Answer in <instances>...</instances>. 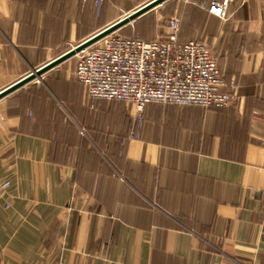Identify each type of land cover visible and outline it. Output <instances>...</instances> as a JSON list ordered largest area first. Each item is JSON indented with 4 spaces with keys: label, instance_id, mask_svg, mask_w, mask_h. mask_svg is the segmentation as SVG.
I'll return each mask as SVG.
<instances>
[{
    "label": "crops",
    "instance_id": "obj_1",
    "mask_svg": "<svg viewBox=\"0 0 264 264\" xmlns=\"http://www.w3.org/2000/svg\"><path fill=\"white\" fill-rule=\"evenodd\" d=\"M147 1L0 0V92ZM189 1L233 105L151 104L128 140L134 105L61 64L1 99L0 264H264V0Z\"/></svg>",
    "mask_w": 264,
    "mask_h": 264
},
{
    "label": "built area",
    "instance_id": "obj_2",
    "mask_svg": "<svg viewBox=\"0 0 264 264\" xmlns=\"http://www.w3.org/2000/svg\"><path fill=\"white\" fill-rule=\"evenodd\" d=\"M105 2L95 0L101 14ZM228 3L215 1L203 8L225 19ZM168 30L167 36L151 41L114 32L76 54L74 77L84 86L88 101L134 105L135 123L128 140L139 138L150 104L225 108L237 99V81L226 79L210 47L200 41L182 43L179 18H172ZM10 186L9 180L0 182V194ZM10 208L6 203L5 209Z\"/></svg>",
    "mask_w": 264,
    "mask_h": 264
},
{
    "label": "rangeland",
    "instance_id": "obj_3",
    "mask_svg": "<svg viewBox=\"0 0 264 264\" xmlns=\"http://www.w3.org/2000/svg\"><path fill=\"white\" fill-rule=\"evenodd\" d=\"M153 0H149L144 4L138 5L137 7H134L133 10L127 11L117 8L116 10L122 14L120 17L123 18L127 14H131L141 6L151 2ZM192 1L189 0H167L163 4L153 8L151 11H149L147 14L141 16L134 22L126 25L125 27L121 28L120 30L116 31L117 34L127 37H141L145 40H152L157 39L160 37H165L168 35V24L172 20V18H179L183 21L182 28L187 31L188 29V18L191 15L192 7L191 3ZM124 7H127V3L123 4ZM117 19V20H120ZM111 25V24H110ZM109 26V25H108ZM106 28V27H104ZM102 28L101 30H103ZM82 42V41H81ZM81 42H78L74 44L73 46H76L80 44ZM71 46L70 49L73 47ZM76 55L70 58L69 60L65 61L61 64L60 67H63L62 69L66 68L67 70L70 69L73 71V74L75 72L76 68ZM40 82H33V83H41ZM32 85V83H31Z\"/></svg>",
    "mask_w": 264,
    "mask_h": 264
},
{
    "label": "water",
    "instance_id": "obj_4",
    "mask_svg": "<svg viewBox=\"0 0 264 264\" xmlns=\"http://www.w3.org/2000/svg\"><path fill=\"white\" fill-rule=\"evenodd\" d=\"M167 0H153L131 14H127L125 17L121 18L120 20L116 21L115 23L109 25L108 27L104 28L103 30L99 31L92 37L88 38L87 40L81 42L77 46L71 48L66 53L58 57L57 59L47 63L46 65L34 69L32 72H30L25 77L21 78L19 81L14 83L13 85L9 86L8 88L4 89L0 92V100L7 97L8 95L12 94L13 92L25 87L26 85L33 83L36 80H41L43 76L54 69L55 67L59 66L60 64L64 63L65 61L69 60L73 56H75L80 51L92 46L93 44L97 43L101 39L111 35L112 33L120 30L121 28L125 27L126 25L134 22L141 16L147 14L149 11H151L153 8L163 4Z\"/></svg>",
    "mask_w": 264,
    "mask_h": 264
},
{
    "label": "trees",
    "instance_id": "obj_5",
    "mask_svg": "<svg viewBox=\"0 0 264 264\" xmlns=\"http://www.w3.org/2000/svg\"><path fill=\"white\" fill-rule=\"evenodd\" d=\"M181 24H182V22H181ZM84 87V86H83ZM85 89V88H84ZM88 101V100H87ZM95 102H97V101H88V103L90 104V106L93 108V107H95ZM151 105V104H150ZM212 108V107H211ZM144 125V124H143ZM142 129V128H141ZM140 133V132H139Z\"/></svg>",
    "mask_w": 264,
    "mask_h": 264
}]
</instances>
